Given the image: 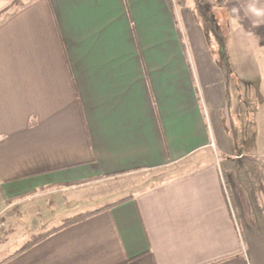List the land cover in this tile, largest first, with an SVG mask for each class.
<instances>
[{
  "label": "crops",
  "instance_id": "0c3cea01",
  "mask_svg": "<svg viewBox=\"0 0 264 264\" xmlns=\"http://www.w3.org/2000/svg\"><path fill=\"white\" fill-rule=\"evenodd\" d=\"M172 5L0 0V208L170 172L0 264H264L246 196L219 167L256 157L264 206V106L246 152L248 107L226 99L192 8ZM224 16L264 31V0H229Z\"/></svg>",
  "mask_w": 264,
  "mask_h": 264
},
{
  "label": "rangeland",
  "instance_id": "374dc122",
  "mask_svg": "<svg viewBox=\"0 0 264 264\" xmlns=\"http://www.w3.org/2000/svg\"><path fill=\"white\" fill-rule=\"evenodd\" d=\"M170 1L175 5L174 12L175 10L177 12L178 8H181L177 7L179 0ZM228 1L221 9L215 5L214 0L203 2L206 12L211 16L212 30L215 32L204 29L206 24L202 22L203 17H198L199 19L195 21L205 38V45L212 61L224 74L226 99L234 103L233 97H236L238 107L245 104L248 107L245 112L252 116L253 125L247 123L244 127L249 139L245 147H252L250 149L247 147L245 151L257 152L254 147L256 137L258 138L256 130L259 129L261 105L264 106V31L260 29L258 32L251 33L248 31V23H245L243 19L240 21V27H229L231 23L227 26V17L224 14ZM186 6L192 8V1L188 0ZM237 18L240 19V17ZM215 35L217 40L214 38ZM243 141L244 138L239 141L240 146ZM169 173L167 169H164L142 174L138 181H133L131 177L124 183L106 180L101 184H89L86 188L79 187V184L71 186L73 188L65 187L68 189L55 188L19 203L16 206L17 210H14V214L11 215L7 214L11 213L7 212L9 209L1 207L0 211L3 213L5 222L2 240L10 243V248L0 255V258L12 255L39 235L64 225L70 218L92 211L105 202L111 203L126 194L141 192L143 187L157 184ZM133 186L135 188L131 192L130 188ZM241 205L243 216L252 225L248 232L253 230L256 233L252 218L248 217L250 214L248 215L246 207Z\"/></svg>",
  "mask_w": 264,
  "mask_h": 264
},
{
  "label": "trees",
  "instance_id": "16d2710c",
  "mask_svg": "<svg viewBox=\"0 0 264 264\" xmlns=\"http://www.w3.org/2000/svg\"><path fill=\"white\" fill-rule=\"evenodd\" d=\"M193 7V15L195 20L197 21L198 17H203L202 22L204 25V29L209 32H213V21L210 20V14L206 12L205 6L203 4L204 0H191ZM188 0H179L177 7H185L187 5ZM215 5L221 9L225 7L227 0H214ZM173 9L175 5H172ZM215 32V31H214ZM207 38L209 35L206 33ZM214 38L217 40V36L215 35ZM219 167L225 177V174H233L235 180L241 189V191L245 194L249 213L254 223L256 234L264 248V206L260 204V195L263 193L262 191V184H261V164L260 161L257 160L256 157H249V156H242V155H235V158L229 157H220L219 160ZM95 213H84L80 214L76 217L68 219L64 225L59 227L58 229H54L48 233L39 235L33 241L25 244L18 253L26 251L27 249L31 248L35 244L41 242L49 235L53 234L54 232L81 222Z\"/></svg>",
  "mask_w": 264,
  "mask_h": 264
},
{
  "label": "built area",
  "instance_id": "2783aa9c",
  "mask_svg": "<svg viewBox=\"0 0 264 264\" xmlns=\"http://www.w3.org/2000/svg\"><path fill=\"white\" fill-rule=\"evenodd\" d=\"M2 215H3V213L0 211V238H1L3 231H4V228H5V222H4Z\"/></svg>",
  "mask_w": 264,
  "mask_h": 264
}]
</instances>
